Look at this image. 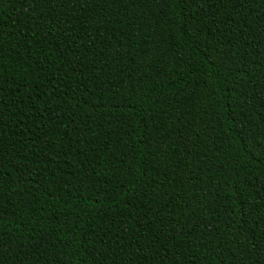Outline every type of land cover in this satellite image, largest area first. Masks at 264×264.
Masks as SVG:
<instances>
[{
	"label": "trees",
	"instance_id": "16d2710c",
	"mask_svg": "<svg viewBox=\"0 0 264 264\" xmlns=\"http://www.w3.org/2000/svg\"><path fill=\"white\" fill-rule=\"evenodd\" d=\"M0 264H264V0H0Z\"/></svg>",
	"mask_w": 264,
	"mask_h": 264
}]
</instances>
